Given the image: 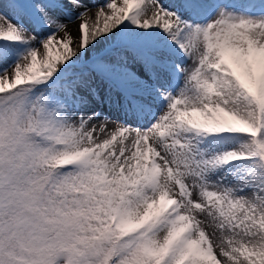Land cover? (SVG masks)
Wrapping results in <instances>:
<instances>
[{
    "label": "snow or ice",
    "instance_id": "snow-or-ice-1",
    "mask_svg": "<svg viewBox=\"0 0 264 264\" xmlns=\"http://www.w3.org/2000/svg\"><path fill=\"white\" fill-rule=\"evenodd\" d=\"M61 259L264 264V0H0V264Z\"/></svg>",
    "mask_w": 264,
    "mask_h": 264
},
{
    "label": "bare ground",
    "instance_id": "bare-ground-1",
    "mask_svg": "<svg viewBox=\"0 0 264 264\" xmlns=\"http://www.w3.org/2000/svg\"><path fill=\"white\" fill-rule=\"evenodd\" d=\"M79 23V21H77L76 22V24H70L69 26H68V28H69V30L73 33V35H76L75 33H76V26H77V24Z\"/></svg>",
    "mask_w": 264,
    "mask_h": 264
},
{
    "label": "rangeland",
    "instance_id": "rangeland-1",
    "mask_svg": "<svg viewBox=\"0 0 264 264\" xmlns=\"http://www.w3.org/2000/svg\"><path fill=\"white\" fill-rule=\"evenodd\" d=\"M76 31V30H75ZM76 34V33H75ZM57 264H63V260L61 259V260H59L58 262H57Z\"/></svg>",
    "mask_w": 264,
    "mask_h": 264
}]
</instances>
